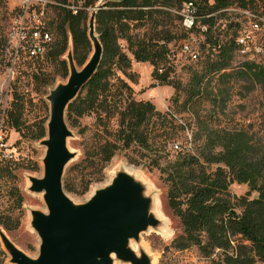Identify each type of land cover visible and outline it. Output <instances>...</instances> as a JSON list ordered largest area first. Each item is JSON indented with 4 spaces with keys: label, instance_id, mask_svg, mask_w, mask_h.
Listing matches in <instances>:
<instances>
[{
    "label": "trees",
    "instance_id": "1",
    "mask_svg": "<svg viewBox=\"0 0 264 264\" xmlns=\"http://www.w3.org/2000/svg\"><path fill=\"white\" fill-rule=\"evenodd\" d=\"M98 1L83 0V7L94 8ZM189 1L196 4L198 22L207 26L203 52L197 63L187 66L190 69L199 64L187 83L172 84L157 70L169 48L187 37L179 16L172 15L171 10H178ZM226 9L249 10L264 18V0H108L101 7L95 17V30L103 48L102 60L96 74L68 106V124L75 127L81 118L91 114L100 121L103 113L108 120L113 117L118 110L117 101L132 91L126 80L136 83L131 73H136L134 66L140 63L153 67L151 76L159 81L158 85L174 89L171 104L177 113L187 114L188 122L169 110L162 114L149 101L126 98L123 110L117 112L119 128L115 139L85 149L83 158L65 172L63 187L67 192L83 195L92 183L102 180V172L116 151L132 146L150 149L156 142L165 162L159 166V173L167 188V207L181 227L170 248L175 251L195 248L210 264H264V128L257 136L251 131V124L232 129L211 126L213 120L220 121L224 115L232 89L239 81L240 99L257 87L264 89V32L248 34L249 52L240 58V66H232L237 38L244 33L242 26L246 20L242 17V21L229 24L222 34L220 25H215L227 13ZM212 13L217 15L206 17ZM88 19L84 10L73 15L64 9H54L48 20V27L57 38L42 60L55 62L63 70L64 78L67 65L62 57L69 41L78 67L86 63L92 52L87 36ZM174 22L182 35L172 44L178 36L170 29ZM121 41L131 57L123 50ZM33 75L39 79L37 74ZM50 83L51 80H45L42 85ZM179 92L183 93L181 103ZM40 102L44 113L27 124L25 107L33 102L14 91L3 112V124L22 138L36 142L44 139L49 110L43 100ZM204 103L210 105L211 113H200ZM153 119L162 123L159 136L150 128ZM179 133L183 134L185 145L178 141L169 144L174 153L170 156L166 146ZM174 145L177 150H173ZM3 170L11 173L6 166ZM233 184L246 186V193L231 194ZM16 200L17 207H21L22 197L17 195ZM16 225L12 226L9 218L0 213V226L4 230L9 232Z\"/></svg>",
    "mask_w": 264,
    "mask_h": 264
},
{
    "label": "rangeland",
    "instance_id": "2",
    "mask_svg": "<svg viewBox=\"0 0 264 264\" xmlns=\"http://www.w3.org/2000/svg\"><path fill=\"white\" fill-rule=\"evenodd\" d=\"M20 3L21 0H0V130H3L4 141L6 143V151H3L1 155H8V157L0 155V213L9 218L12 226L17 224L9 232L4 230L10 241L27 255L35 258L38 255L39 239L30 226L29 209L45 211V206L41 197H35L28 191V178L31 176L37 178L42 176L41 159L44 156L45 148L39 144V141L36 142L28 137L22 138L14 130L4 125L3 112L8 108L12 100V94L16 91L23 95L24 99L32 100V105L27 104L24 113L27 124L32 123L36 115L44 113L40 100H43L48 106L45 97L56 85L66 82L69 69L66 61L67 77L64 78L63 70L53 61H28L21 58L13 64L8 34L11 28V21L19 9ZM174 11H176V8L171 10L172 15H176ZM237 21H242V17L235 13V11H231L220 16L215 26L220 25L219 30L223 34L226 26L235 24ZM248 24L247 20L243 22V30H249ZM173 25L175 26L170 29L178 33V36L171 42L172 44L177 43L180 39L178 37L182 35L178 23L174 22ZM53 37L56 40L57 36L55 33ZM228 37H230V34H228ZM120 43L123 50L130 56L125 49V43L122 41ZM65 56L66 53L62 57L63 60H65ZM12 64L13 66L11 67ZM197 65L190 69L185 67L177 79L171 83L186 84L190 73L197 69ZM80 68L77 67V69ZM137 72L131 73L134 75L136 83L133 84L129 80H126L132 91L130 94H125L120 101H117L115 106H118V110L109 120L104 118L105 114L103 113L101 114V121L97 119L95 114H91L81 118L75 127L66 121L68 129L71 132V136L67 138V147L75 156L67 164L65 172L83 158L85 149L92 148L104 140L115 139L119 128L117 112L123 110L126 98L136 101H149L162 114H165L169 110L177 118H181L185 123L188 122L187 114L177 113L176 108L171 104L170 97L174 93V89L167 85L160 86L156 84L157 81L152 79V66L148 63H140ZM33 74H37L39 79L36 80ZM118 75L124 79L123 75L120 73ZM45 80H51V83L43 86L42 84ZM152 85L154 86L150 87ZM178 97L179 103H181L183 93L179 92ZM112 102L114 104V101ZM211 112V107L208 103L201 105V114H209ZM219 120H213L211 126L232 129L246 127L251 124V131L255 132L257 136L261 134V130L264 128V89L257 87L245 99H240L239 81L233 87L231 101L227 109H225L224 115ZM161 124L157 119L151 121L150 128L156 136H159L161 132L159 129L161 128ZM155 139L159 140L157 137ZM177 141L182 146L185 145L183 134L179 133L166 146V150L170 153V156L174 153L169 149V144ZM153 143L155 145H151L150 149L132 146L128 149L116 151L102 172V180L92 183L85 194L78 195L66 190L65 192L75 203H84L89 199L94 189L102 187L110 180L113 172L125 169L143 185L146 194L153 199L154 214L159 221L156 227H150L140 233L138 240H131L130 249L136 254L140 252L145 253L152 259L153 264H210L209 260L201 257L195 248L184 251H175L170 248L171 241L175 236L180 234L181 227L178 220L167 207V188L162 181V175L159 173V166H163L165 162L162 152L158 149L159 146L156 142ZM5 166L9 168L10 174L3 170ZM246 191L247 187L243 185L233 184L230 187L231 194L236 196H242ZM17 195L22 197V204L19 208L17 207ZM0 227L3 228L2 226ZM113 258L116 260L115 256ZM5 261L8 263V255L0 242V264H4ZM116 263L124 264L118 260H116Z\"/></svg>",
    "mask_w": 264,
    "mask_h": 264
},
{
    "label": "water",
    "instance_id": "3",
    "mask_svg": "<svg viewBox=\"0 0 264 264\" xmlns=\"http://www.w3.org/2000/svg\"><path fill=\"white\" fill-rule=\"evenodd\" d=\"M107 1L99 0L89 13L87 36L92 52L86 63L77 69L69 41L65 56L67 80L45 97L49 115L46 136L39 141L45 148L42 176L28 178V191L41 197L45 206V211L29 209V223L39 239L38 255H27L0 227V242L8 264H117L116 260L124 264H153L145 253L136 254L129 247L140 233L159 224L153 199L129 171L113 172L110 180L94 189L84 203L72 201L63 187L65 168L75 156L67 147L71 132L66 111L101 63L103 48L95 30V17Z\"/></svg>",
    "mask_w": 264,
    "mask_h": 264
},
{
    "label": "built area",
    "instance_id": "4",
    "mask_svg": "<svg viewBox=\"0 0 264 264\" xmlns=\"http://www.w3.org/2000/svg\"><path fill=\"white\" fill-rule=\"evenodd\" d=\"M54 9H64L73 15L83 10L90 13L92 10V8L83 7V0H21L8 34L13 64L21 58L28 61L42 60L52 50L54 37L48 27V20ZM224 11L227 13L235 11L249 23V30L247 32L244 30L245 34L238 36L237 49L233 53L232 66L238 67L240 58L245 57L249 52L248 34H262L264 18L249 10L226 9ZM174 13L179 16L187 37L180 40L176 46L169 48L163 65L157 70L159 74L166 76L167 81L177 79L185 67L194 65L200 60L207 32V26L198 22L200 17L194 1L183 3ZM216 15L217 13H212L206 17ZM256 51L260 52L258 49ZM156 84H159V81ZM2 131L0 130V155L6 151L5 136ZM177 149L178 147L174 145L173 150ZM1 156L8 157L7 154ZM4 264L8 263L5 261Z\"/></svg>",
    "mask_w": 264,
    "mask_h": 264
},
{
    "label": "crops",
    "instance_id": "5",
    "mask_svg": "<svg viewBox=\"0 0 264 264\" xmlns=\"http://www.w3.org/2000/svg\"><path fill=\"white\" fill-rule=\"evenodd\" d=\"M138 67H139V64L136 65V66H134V71H135L136 73H138V72H137ZM172 94H173V93H172ZM171 96H172V95H171Z\"/></svg>",
    "mask_w": 264,
    "mask_h": 264
},
{
    "label": "bare ground",
    "instance_id": "6",
    "mask_svg": "<svg viewBox=\"0 0 264 264\" xmlns=\"http://www.w3.org/2000/svg\"><path fill=\"white\" fill-rule=\"evenodd\" d=\"M113 172V171H112ZM109 176H110V174H109ZM28 222H29V220H28Z\"/></svg>",
    "mask_w": 264,
    "mask_h": 264
}]
</instances>
